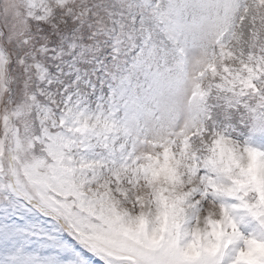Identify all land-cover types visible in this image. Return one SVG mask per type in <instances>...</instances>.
Masks as SVG:
<instances>
[{
	"label": "snow or ice",
	"instance_id": "obj_1",
	"mask_svg": "<svg viewBox=\"0 0 264 264\" xmlns=\"http://www.w3.org/2000/svg\"><path fill=\"white\" fill-rule=\"evenodd\" d=\"M0 264H264V0H0Z\"/></svg>",
	"mask_w": 264,
	"mask_h": 264
}]
</instances>
